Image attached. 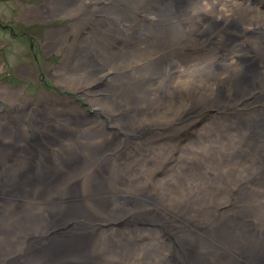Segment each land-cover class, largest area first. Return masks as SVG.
<instances>
[{
	"label": "bare ground",
	"instance_id": "6f19581e",
	"mask_svg": "<svg viewBox=\"0 0 264 264\" xmlns=\"http://www.w3.org/2000/svg\"><path fill=\"white\" fill-rule=\"evenodd\" d=\"M147 2L143 14L157 17L151 24L133 18L132 4L119 9L115 0H60L50 8L51 18L66 16L77 22L75 28L52 34L48 43L54 48L65 33L75 37L61 71L53 76L55 82L76 91L89 89L84 74L105 82L108 88L102 91L109 98L114 94L110 103L120 113L103 111L110 124L120 122L119 133L106 135L93 126L73 101L67 100L71 107L65 109L43 92L35 103L38 109L32 111L17 102L14 91L0 93L11 108L10 122L0 123V234L6 236L0 244V264H264V108L257 107L264 101V18L246 21L255 22L249 23L254 28L242 30L241 42V35L229 40L227 22H189V16L208 20L199 16L207 7H200L202 0L179 1L174 11L159 7L158 0L140 3ZM209 2L215 9L221 0ZM100 11L120 24H112L108 15L96 16ZM134 15L140 16L139 10ZM86 25L92 30L80 42L78 35ZM187 35H193L195 51L183 48ZM112 41L120 50L109 44ZM250 49L257 58L245 59ZM116 63L120 73L106 72L104 68ZM184 76L212 81L213 91L204 103L196 98V90L180 86ZM156 82L165 85L158 99L181 107L164 128L185 123L205 107L227 112L209 133H218L211 139L213 147L196 153L190 176L181 173L176 179L178 185L198 182L181 202L166 192L152 193L141 182L143 173L132 168L137 160L126 167L129 159L118 153L120 133H138L146 126L144 118L154 115L153 105L140 100L153 96ZM29 114L34 115L31 125ZM138 149L144 152L143 146ZM110 152L117 153L116 159ZM241 167L247 169L246 177L232 188ZM223 195L231 198L230 209L218 206ZM112 224L121 229L123 240L114 233L99 235ZM155 227L167 240L175 237L181 244V252L174 253L181 263H174L173 254L162 263L149 256L151 250L135 254L132 243L156 233ZM119 256H126L127 263Z\"/></svg>",
	"mask_w": 264,
	"mask_h": 264
},
{
	"label": "rangeland",
	"instance_id": "374dc122",
	"mask_svg": "<svg viewBox=\"0 0 264 264\" xmlns=\"http://www.w3.org/2000/svg\"><path fill=\"white\" fill-rule=\"evenodd\" d=\"M58 1L60 0H0V93L3 91L9 93V89L14 91L18 97L17 102L22 106L29 105L32 111L38 109L37 106H35V103H37V100L40 97L39 95L43 92L52 96L56 104L65 109L71 107L66 101H73L74 105H76V107H78L83 113V117L94 122L93 126L100 127L98 129L104 130L106 135L113 134L115 131L119 133L121 130L119 127L120 122L114 121L110 124L109 118L103 111V109H105L111 114L114 113V115L120 113L117 112V108L110 103V98L113 97L114 94L109 98V93L102 91L104 89L107 90L108 88L107 84L105 85V82L92 76V74L89 77L84 74L82 79L84 80V85L89 88L87 91H76L74 90L76 87L67 88L64 85L55 82L53 76L57 71H61L66 60L65 54L67 53L68 48H70L69 46L74 43L75 37L71 33H65V37H62L61 42L54 48H49L48 43L51 40L52 34L61 31H68L71 27L75 28L77 24V22L66 16L51 18L53 12L50 11V8H52ZM179 1L182 0H158L160 3L158 6L162 7V5H164L166 8L173 9L174 11L175 8L179 7ZM209 1L210 0H202L200 7L202 8L206 5L207 7L200 9L202 13H198L200 17H205L208 20H200V18L197 20L195 18L196 16H189L188 18H191L189 22L193 21L192 23H202L205 26L210 23L220 24L227 22L226 25H229V40L240 39L239 35H241L240 33H242L244 28H254V26L252 24L249 25V23L255 22H246L247 20L264 18V0H221V3L218 2L219 6L215 9H211L210 4L212 3ZM115 2L119 9L122 6L132 4L130 7L132 8V16L135 20L138 19L147 24H151L157 20V17L154 15L148 17L143 14L144 10H142V7H147V5H149L148 2L145 4L140 3L142 0H136L134 2L133 0H115ZM117 2L124 3L119 5ZM214 4L216 3L214 2ZM110 10L113 11L112 9ZM138 10L140 16L134 15ZM213 14H216L215 17L218 21L215 20V22L212 20V16H214ZM95 15H108L109 18H112L113 20L110 22H112V24H117L118 26L119 22L114 16L104 14L101 11L97 12ZM175 16L176 14L170 15L167 16L166 19L175 18ZM142 17H145L147 20H144ZM222 18H227V20H222ZM173 21H170L169 23ZM177 24L178 23L175 25ZM85 27V29L80 30L78 35L80 42L85 36H88L92 30L90 25H86ZM120 29V27H116V30L119 31L118 33H125ZM177 30L183 32L182 28H177ZM254 34L257 35L255 32ZM114 35L117 37L116 39H119L120 41L123 40V37L118 36L117 34ZM192 37L193 35H187L182 39L186 44L183 48L188 51L196 50L195 47H193V44H191L192 41H190ZM244 38L243 35L241 37L242 41L239 40V42H243ZM109 44L113 48L119 50L120 47H122L116 41H112ZM123 46H126L125 43ZM252 50L253 49L246 50L245 59L253 60V55L256 56V51ZM244 54L245 49L244 53L242 52V56ZM122 65L125 66L123 63ZM119 67L120 63H116L115 65L111 64V66L104 69L111 75H116L117 73H120L118 70ZM143 73L147 74L149 72L144 70ZM143 73L140 72V74ZM198 80V78L193 79L184 76V78L180 80V86L187 87V92H193L196 90V98L198 97L197 99L200 103H204L205 97H208L209 93L213 91L212 81L205 82ZM108 83L110 84V82ZM155 84L156 85H154L153 88H155L156 91H154L153 96L148 97L146 95L144 96V100H140V102L145 103L146 105H153L155 110V113L153 112L154 115L150 118H144V120L146 119V126L138 133H131V135L130 133H126V135L125 133H120L123 139L120 140V149L118 153L121 152V155L123 154L126 160L129 159L128 162L124 163V166L126 167L137 160L135 165H132V168L143 173L141 182L144 181V183H147L151 187L152 193L160 196V194L166 192L172 201L181 202L186 200L188 190L194 189L198 186V182L192 181L187 184L178 185L176 179L181 173L187 177L190 176L191 163L194 157H196V153L203 154L213 147L214 144H212L211 139H216L215 135L218 136V133L215 132L211 135L209 133L217 123L221 122L222 116L227 115V112L217 110L213 106L205 107L200 110L199 113L196 112L194 117H190L185 123L176 127L170 126L169 128H164L162 125L168 124L171 120L177 118L181 111V107L180 105L171 107L163 100L158 99V97H160V92L162 91L161 89H163L165 85L161 84L160 86L159 82H156ZM225 86L227 85L225 84ZM198 93H200L201 96ZM2 97L3 95L1 94L0 123L10 122L11 108ZM95 101L101 104V107L96 106ZM32 103L34 105H32ZM257 107H259V109L262 107L264 108V101ZM33 116V114H29V117L27 118L29 124L31 123ZM101 126H103V128H101ZM0 129L3 130L4 127L0 126ZM233 136H236V133H233ZM147 139L151 142L148 141V143H146L145 141ZM113 145L116 144L114 143ZM140 145L144 147V152L139 151V149L137 150ZM131 151H135V153L137 152V155L131 154ZM128 155H130V157ZM109 156L114 160L117 157V153L113 154L110 152ZM150 159L151 162H149ZM244 165V167H246L247 163ZM244 167H241V169L237 171V176L234 181L235 185L233 184L232 188H235L236 184H238L243 177H246L244 171L247 169ZM172 185H175V188H172ZM217 204L219 207H224L223 210L228 206L229 209L232 207L229 195H223ZM227 214L229 213H226V215ZM213 216H217V213L213 214ZM157 228L159 227L157 226ZM157 228L155 227L153 229L156 230V233L136 239L135 242L132 243L135 254L139 249L151 250L153 253L149 256H153L154 254V258L160 260L161 263L166 255L167 257H170V255L173 254L174 263H181V260L177 258L176 254L174 255L177 250L180 251L181 244L179 245L177 243L175 237H171L167 240V237H164L159 233ZM120 230L121 229L117 230L115 225L112 224L109 228H106V230L104 228V231L99 232V235L104 237L107 233H114V235L123 240L124 236H121L123 232ZM144 233L149 234L148 230ZM5 237L6 236L0 234V244L4 242ZM110 245L112 246V244ZM111 246L106 249H110ZM118 258L121 262L127 263L124 260L126 256H119Z\"/></svg>",
	"mask_w": 264,
	"mask_h": 264
}]
</instances>
